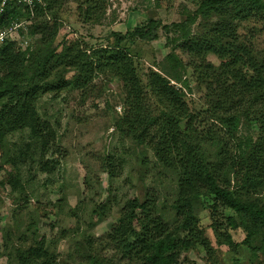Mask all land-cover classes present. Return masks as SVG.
<instances>
[{"label": "trees", "instance_id": "16d2710c", "mask_svg": "<svg viewBox=\"0 0 264 264\" xmlns=\"http://www.w3.org/2000/svg\"><path fill=\"white\" fill-rule=\"evenodd\" d=\"M107 1L73 0L76 22L99 24ZM69 3L46 0L30 11L13 0L0 16V29L30 21L26 34L20 31L29 40L26 50L12 42L0 46V187L10 188L12 204L22 203L15 198L25 189L22 168L52 175L60 165L57 133L37 104L49 94L85 93L108 74L123 92L116 132L153 154L154 168L171 179L172 195L162 198L142 182L103 242L88 237L76 243V263L181 264L192 251L218 264L214 238L231 252V264H264V51L239 36L253 20L264 29V0H197L193 10L180 9L175 23L149 19L94 45L80 39L56 45ZM160 35L170 52L145 71L133 47ZM16 133L29 141L11 149L7 138ZM101 165L113 180L124 161L106 156ZM44 207L35 202L36 222L47 218ZM36 222L16 242L12 231L4 234L10 264H61L32 231ZM231 231L242 233V240Z\"/></svg>", "mask_w": 264, "mask_h": 264}, {"label": "rangeland", "instance_id": "374dc122", "mask_svg": "<svg viewBox=\"0 0 264 264\" xmlns=\"http://www.w3.org/2000/svg\"><path fill=\"white\" fill-rule=\"evenodd\" d=\"M196 1L159 0L160 6L157 7L155 0H108L106 14L100 23L86 26L76 22L75 4L70 0L64 8V22L55 44L80 39L94 45L111 32L124 34L149 19L164 24L175 23L181 19L180 9L193 10ZM259 21L244 23L239 36L256 50L264 51V29ZM165 44V38L160 35L158 41L139 42L133 47L143 60L145 71L170 52ZM209 60L216 62L212 56ZM36 108L39 116L57 133L55 152L60 157V165L52 175L39 173L34 168H22L24 193L15 195L16 200L22 199L21 204L14 206L10 188L0 187V264H10L4 249V234L12 231L16 242L27 225L36 222L35 202L45 206L48 215L37 221L32 231L45 240L46 249L54 253L61 264H77L75 260L78 259L72 256L76 243L88 237L103 242L118 223L121 207L137 194L142 182L162 198L172 195L171 179L161 176L154 168L153 154L122 140L114 128L115 120L124 112L123 92L117 79L104 74L94 80L87 92L49 94ZM23 141H29L26 133L7 138L11 149ZM106 156H114L117 164L119 160L124 161L121 169L117 167V177L113 180L102 169L101 160ZM142 158L146 159L145 167L141 166ZM2 175L0 173V181ZM202 225H209L206 214L202 215ZM208 233L212 235L211 230ZM230 233L237 241L243 238L239 231ZM211 244L216 250L215 262L231 264L232 254L228 248L218 246L214 238ZM183 258L181 264H207L205 254L201 252L191 251Z\"/></svg>", "mask_w": 264, "mask_h": 264}, {"label": "built area", "instance_id": "2783aa9c", "mask_svg": "<svg viewBox=\"0 0 264 264\" xmlns=\"http://www.w3.org/2000/svg\"><path fill=\"white\" fill-rule=\"evenodd\" d=\"M13 0H0V16L5 13L8 4ZM46 0H18L19 3L25 5L30 11H33L37 6H43ZM30 21H12L7 27L0 29V46L5 42L16 43L22 50H26L28 38L21 37L20 31L26 34Z\"/></svg>", "mask_w": 264, "mask_h": 264}]
</instances>
